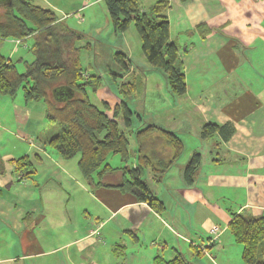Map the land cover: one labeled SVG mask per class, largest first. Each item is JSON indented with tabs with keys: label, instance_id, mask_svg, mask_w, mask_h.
<instances>
[{
	"label": "crops",
	"instance_id": "obj_1",
	"mask_svg": "<svg viewBox=\"0 0 264 264\" xmlns=\"http://www.w3.org/2000/svg\"><path fill=\"white\" fill-rule=\"evenodd\" d=\"M150 1L144 4L141 0L143 8L149 9L157 0ZM167 1L170 39L179 48L187 91L174 98L175 111L165 108L154 119L156 124L172 130L179 137L183 134L181 157L159 181H155L149 169L146 170L150 186L165 203L166 210L162 214L155 212L146 202L138 201L131 191L106 186L94 188L95 191L89 193L102 205V209H86L84 214L94 217L93 225L88 221L81 230L75 228L72 232L64 228V235L68 232L70 236H66L63 243L51 245L47 251L65 248L64 264H108L100 261L99 257L100 248L108 245L104 241L105 234L114 235L115 240L123 242L120 246L115 241L111 249L106 248L107 258L114 256L112 250L117 245L116 251L125 257V264H156L158 259H153L154 254L169 260L179 251L186 254L187 248L188 255L194 259L191 264H246L242 258V245L235 242L228 229L231 213L227 206L217 202L223 195L219 196L216 188L225 183L239 185L242 203L232 211L247 207L254 214H264V77L246 57L247 51H250V57L256 55L260 44L264 43V0ZM201 24L206 26L203 32L197 28ZM109 33L114 37L118 34L114 29ZM204 33L206 36L202 37ZM129 47L126 41L125 46L122 45L126 59H130L126 54L130 56ZM133 73L135 69L131 64L121 80ZM109 90L108 87L98 89V104L103 100L112 106L122 100L119 92ZM25 109L28 110L27 107ZM44 114L45 109L40 113L29 110L19 113L18 129L31 118H43ZM211 121L218 124L231 122L235 127L234 134L227 141L217 135L203 140L201 129ZM182 125L186 126L182 128ZM190 125L192 128L188 129ZM19 132L24 138L29 136V131ZM187 138L194 141L190 148ZM196 151L201 153V163L194 183L187 185L182 167ZM217 158L221 160L217 161ZM131 162L135 165V159ZM56 163H60L59 160ZM121 165L122 162L114 167ZM120 175L114 174L116 177ZM3 184L0 183V192ZM230 192L232 190L228 189L225 194ZM33 202L23 200L22 205L0 195V216L4 223L21 232L18 242L24 259L46 252L36 232L46 228L45 220L49 221V218L43 207ZM73 213L70 210L64 213V227L74 225L70 215ZM112 221L113 229L109 227ZM213 226L220 229L217 239H212L209 231ZM134 231L139 234L133 233L131 237L128 233ZM147 238L155 245L144 243ZM14 247L15 244L9 246L10 249ZM135 247H139L141 253L134 263V257L128 250ZM195 248L201 253L194 252ZM147 252L149 257H146ZM202 255L205 256L204 261L200 258ZM20 256L4 255L0 257V264H19ZM111 264L117 262L112 261Z\"/></svg>",
	"mask_w": 264,
	"mask_h": 264
},
{
	"label": "trees",
	"instance_id": "obj_2",
	"mask_svg": "<svg viewBox=\"0 0 264 264\" xmlns=\"http://www.w3.org/2000/svg\"><path fill=\"white\" fill-rule=\"evenodd\" d=\"M104 2L114 31L122 33L133 22L147 61L164 72L173 94H185L187 82L183 62L177 44L170 39V23L166 15L168 1L157 0L148 10L143 9L141 0ZM205 27L201 24L197 28L203 32ZM205 33L202 37L206 36ZM30 37L34 39L30 47L34 59L26 61L23 72L0 51V92L14 95L23 83L27 103H45V118L61 125L49 143L64 159L79 155L78 167L89 185L131 191L138 201L146 202L159 214L164 213L166 205L151 188L146 170L149 169L155 181H159L181 157L184 149L182 138L168 128L149 122L135 132L136 149H131L129 136L133 132L134 112L127 101L122 99L115 105L113 116H110L90 99L89 90L96 92L102 84V76L83 73L80 51L85 46H92L87 40L82 43L86 35L69 26L64 18L60 19L52 8L37 5L33 0H5V3L2 0L0 43L9 38L21 41ZM116 58L123 74L127 73L131 60L126 59L123 52H117ZM114 76L116 81L118 74ZM141 83L140 78L122 82L123 96L133 94ZM63 87L71 89L70 97L61 99L67 96V92L64 96L55 95L56 89ZM50 94L53 101L49 99ZM103 106L109 108L107 102ZM234 132L231 122L218 124L211 121L203 125L200 136L212 138L217 135L227 141ZM111 154H119L121 166L114 167L106 162ZM201 157L200 152H194L182 167L187 185L194 183ZM133 159L135 165L131 162ZM9 161L19 181L31 177L36 171L27 154ZM115 173L121 174L120 179L114 176ZM229 211L231 221L228 229L234 240L243 246V260L246 264H264V214H254L247 207ZM195 252L201 253L197 248ZM166 264L191 262L177 252Z\"/></svg>",
	"mask_w": 264,
	"mask_h": 264
},
{
	"label": "rangeland",
	"instance_id": "obj_3",
	"mask_svg": "<svg viewBox=\"0 0 264 264\" xmlns=\"http://www.w3.org/2000/svg\"><path fill=\"white\" fill-rule=\"evenodd\" d=\"M148 1L150 0H143L144 4L151 2ZM33 2L42 7L52 8L57 16L63 17L69 26L86 35V39L82 43L87 40L92 46H85L80 51V63L83 73L84 75H101L102 84L98 89L108 87L110 89L109 92H112V89H114L117 93L119 92L118 94L123 97L122 99L127 101L134 112L131 126L133 132L129 136L130 148L136 149L135 132L147 123H153L157 115L163 113L165 108L170 107L173 109L174 98H177L178 95L170 91L164 72L147 61L142 51L140 35L134 23L132 22L126 31L118 33L114 37L113 33H109L114 28L104 0H33ZM143 9L148 10V8ZM108 24L109 28L111 27L109 30ZM125 41L131 46L129 47L130 56L127 52L126 54L132 60V67L135 69V73L122 81L121 79L124 76L120 74H123L122 66L116 57L117 52L125 51L122 50V45L125 46ZM33 42L34 39L32 37L19 42L16 39L9 38L0 43V51L8 58H11L16 63L17 69L23 72L26 69V61L30 62L34 59L33 52L30 49ZM257 51V54L252 57L249 55L250 51H247L246 57L250 58L257 71H261V77L263 78L264 43L260 44ZM114 74H118L116 81L114 80ZM137 78H140L142 83L137 85V90L133 94H128L124 97V93L121 92L122 82L132 81ZM23 86V83L20 84L14 95L0 92V183L4 182L0 195L7 200L14 199L18 204L22 205L23 200L30 199L34 201L33 203L36 202L38 207H43L49 221L45 220L46 228L41 230V232H36V236L41 241L44 247L43 250L46 252L37 257L22 258L23 250L19 247L18 242L21 232L4 223V218L0 216V257L8 254L13 256L21 255L19 264H64L65 248H58L55 251L47 252L50 246H56L60 241L63 243L64 238L70 236L68 232L64 235V228L72 232L75 228L81 230L83 224L87 225L88 221L93 225L95 221L94 217L85 216L84 214L87 213L85 210L95 211L98 207L102 209V205L98 201L96 202V198L89 193H93L96 187L89 185L82 175L78 167L79 155L64 159L59 155L55 147L49 143L48 140L61 129V125L58 122H50L45 118L44 114L43 118H40V116L38 118H31L26 125L22 124L20 129H18V126H20L18 124L19 113L28 110L33 113H40L45 108L43 101H31L27 103L24 98ZM98 89L96 92L89 90L90 99L96 104H98ZM49 96L50 101H53L52 95L50 94ZM104 102L107 101L101 100L98 106L106 110L110 116H113V108L121 100L113 103L112 106L107 102L109 104L108 109L104 108ZM26 107L28 110L25 109ZM173 110L175 111V109ZM142 118L147 121L142 120ZM185 126L182 125V128ZM190 128H192V125L188 127V129ZM20 130L29 131L27 132L29 136H26V138L22 137L19 132ZM182 135L181 133V137ZM187 139H189L187 146L190 148L194 141L191 138ZM206 139L210 140L209 138H204L203 140ZM199 150L201 151V149ZM26 154L33 160L36 171L31 177L19 181L18 175L12 172L13 166L9 159L18 158ZM204 154L207 156V152H204ZM57 160L60 163H56ZM106 162H109L112 166H116L121 164L122 161L119 154H111ZM7 182L8 184L5 185ZM219 186L216 188V192L219 196H223L217 201L218 203L227 206L229 209H235L242 203V188L239 185H227L225 183V185L219 184ZM219 189L222 190L219 191ZM228 189H231L232 192L225 194ZM68 210L71 213L72 211L74 212L70 214L71 223L74 225L68 223L69 225L64 227V213ZM50 221L53 224L49 223ZM109 227L114 228V221H112ZM133 233L135 234L137 231L128 234L133 237ZM104 238L105 244L108 245L100 248V261H106L108 264H111L112 261H116L117 264H125V257L121 252L117 253L116 251L119 248L117 245L112 250V253H114V256L119 261L116 257L113 258L114 256L111 258H107L106 256V254H109L106 252V248L111 249V244L116 243L115 241H117L116 244L122 246V240H115V236L111 234H105ZM146 241L144 243H153L150 238H147ZM14 244L15 247L10 249L9 246H13ZM138 248L135 247L133 250L132 248L128 250L134 257L132 261L134 263L140 257L141 252ZM142 250L145 251L146 249ZM187 250L189 249L187 248ZM187 250L186 254H182L191 262L194 259L188 255ZM125 251L124 247L123 253ZM146 254V257L150 256V253L147 252ZM194 256L198 257V255ZM152 257L153 259L157 257L156 264H166L167 262V260L159 258L157 254H154ZM200 258L203 261L205 260L204 255Z\"/></svg>",
	"mask_w": 264,
	"mask_h": 264
},
{
	"label": "water",
	"instance_id": "obj_4",
	"mask_svg": "<svg viewBox=\"0 0 264 264\" xmlns=\"http://www.w3.org/2000/svg\"><path fill=\"white\" fill-rule=\"evenodd\" d=\"M2 0H0V2H1ZM3 3H5V0H3ZM66 92L68 93V94H66ZM64 94H66L67 96L66 97H62L61 99H65V98H67V97H70L71 95H72V91H71V89L70 88H66V87H63V88H60V89H56V93H55V95H60V96H64Z\"/></svg>",
	"mask_w": 264,
	"mask_h": 264
},
{
	"label": "built area",
	"instance_id": "obj_5",
	"mask_svg": "<svg viewBox=\"0 0 264 264\" xmlns=\"http://www.w3.org/2000/svg\"><path fill=\"white\" fill-rule=\"evenodd\" d=\"M220 229L218 226H213L210 228V233L213 235V239H216L219 235Z\"/></svg>",
	"mask_w": 264,
	"mask_h": 264
}]
</instances>
